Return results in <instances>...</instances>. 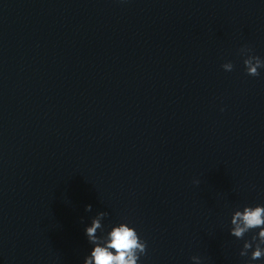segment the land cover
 Here are the masks:
<instances>
[{
	"label": "water",
	"instance_id": "1",
	"mask_svg": "<svg viewBox=\"0 0 264 264\" xmlns=\"http://www.w3.org/2000/svg\"><path fill=\"white\" fill-rule=\"evenodd\" d=\"M243 46L264 59V0H0V264H83L101 211L139 264H247L264 68Z\"/></svg>",
	"mask_w": 264,
	"mask_h": 264
},
{
	"label": "clouds",
	"instance_id": "2",
	"mask_svg": "<svg viewBox=\"0 0 264 264\" xmlns=\"http://www.w3.org/2000/svg\"><path fill=\"white\" fill-rule=\"evenodd\" d=\"M239 54L245 57L243 63L246 74L258 77L259 70L264 68V59L253 54V49L249 46L241 47ZM221 67L231 72L234 65L227 62ZM194 183L199 184V181H194ZM85 210L91 212L92 206L87 205ZM106 216H108L107 212H98L92 218L90 226L85 228L87 240L93 247L90 254L84 258L83 264H139L140 257L147 254V241L143 240L136 229L127 222L112 226L111 230L105 234L102 221ZM231 225L230 234L237 239H243L250 231L259 229L257 235H253L251 240L244 242L239 255L249 257L251 250L247 264L264 259V205L245 206L242 211H234ZM98 230L100 235L97 234ZM191 260L194 264H201L199 256H193Z\"/></svg>",
	"mask_w": 264,
	"mask_h": 264
}]
</instances>
